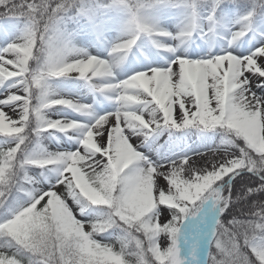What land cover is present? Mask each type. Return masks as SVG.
Returning a JSON list of instances; mask_svg holds the SVG:
<instances>
[{
	"label": "snow or ice",
	"instance_id": "obj_1",
	"mask_svg": "<svg viewBox=\"0 0 264 264\" xmlns=\"http://www.w3.org/2000/svg\"><path fill=\"white\" fill-rule=\"evenodd\" d=\"M0 264H264V0H0Z\"/></svg>",
	"mask_w": 264,
	"mask_h": 264
}]
</instances>
